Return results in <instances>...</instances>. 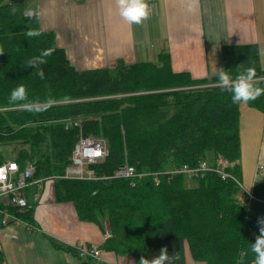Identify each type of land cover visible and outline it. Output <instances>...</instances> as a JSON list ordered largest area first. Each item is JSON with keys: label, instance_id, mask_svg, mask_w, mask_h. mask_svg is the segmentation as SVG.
<instances>
[{"label": "trees", "instance_id": "obj_1", "mask_svg": "<svg viewBox=\"0 0 264 264\" xmlns=\"http://www.w3.org/2000/svg\"><path fill=\"white\" fill-rule=\"evenodd\" d=\"M223 54L224 69L235 73L251 66L254 85L264 88L257 46L225 45ZM36 57L43 63L30 65ZM17 87L23 98L12 100ZM248 104L264 112V94ZM239 106L216 76L176 72L165 52L156 61L120 60L113 67L78 70L55 33L41 30L39 17L25 12L23 0H0V164L16 161L23 168L31 162L32 180L52 179L57 200L73 202L80 220L109 234L106 251L138 261L166 248L179 256L173 264H186L188 244L196 261L254 264L249 245L264 219L252 212L256 200L248 209L241 186L215 172L194 179L193 186L183 174H165L222 156L242 181ZM82 137L102 139L108 154L88 166L96 178L63 177ZM126 163L151 174L112 176ZM152 172L159 173L157 182ZM22 219L34 228L32 208Z\"/></svg>", "mask_w": 264, "mask_h": 264}, {"label": "crops", "instance_id": "obj_2", "mask_svg": "<svg viewBox=\"0 0 264 264\" xmlns=\"http://www.w3.org/2000/svg\"><path fill=\"white\" fill-rule=\"evenodd\" d=\"M23 3L27 14L39 17L41 30L55 33L57 45L78 70L113 67L120 60L156 61L165 52L174 71L215 77L217 68H225V45L257 46L264 69V0H146L149 13L139 24L119 16L116 0ZM239 109L241 178L260 202L253 205V214L264 218V112L248 103ZM46 184L48 189L37 184L27 189L34 228L3 225L0 213L4 264H82L69 249L78 242L101 247V264H138L132 256L104 250L107 233L80 220L74 203L57 200L53 182ZM185 259L186 264H206L193 258L188 244Z\"/></svg>", "mask_w": 264, "mask_h": 264}, {"label": "built area", "instance_id": "obj_3", "mask_svg": "<svg viewBox=\"0 0 264 264\" xmlns=\"http://www.w3.org/2000/svg\"><path fill=\"white\" fill-rule=\"evenodd\" d=\"M107 154L108 149L102 139L96 137H82L73 151L71 164L67 166L63 177L79 179L96 178L94 171L88 166L105 160ZM232 164V161L224 157H219L214 161L203 159L195 166L184 164L180 168L165 172V174H168L170 178L176 174H183L188 178L197 179L204 176V174L209 171H215L220 174L223 179L230 177L236 180L241 186V191L244 193L241 195V201L249 209L251 201L257 200V198L252 191L248 190L243 185L238 177L236 179L228 172ZM34 173L35 167L31 162H27L23 168L16 161H6L0 165V213L3 216V225L26 223V221L22 219V214H25L32 207L27 198V189L32 184H37L40 189H44L46 181H53L52 179L32 180ZM152 173L157 182L159 173ZM148 174L151 173H138L134 166L124 164L120 166L112 176L140 178ZM132 185H134V182H132ZM108 235L107 233L106 237ZM74 248L77 250L80 259L83 260L82 264H92L89 262V259L102 260V250L96 245L78 242L74 245Z\"/></svg>", "mask_w": 264, "mask_h": 264}, {"label": "clouds", "instance_id": "obj_4", "mask_svg": "<svg viewBox=\"0 0 264 264\" xmlns=\"http://www.w3.org/2000/svg\"><path fill=\"white\" fill-rule=\"evenodd\" d=\"M119 16L129 24H139L145 19L149 13L146 0H116ZM29 36H39V32H28ZM49 55L48 52H43L41 56ZM36 63H43L40 57L33 58L29 64L35 66ZM43 78V73H37ZM216 80L222 91L230 93V99L233 104L248 103L255 101L258 97L264 94V88L255 86L253 81L255 78V70L249 66L242 68L233 73L228 69L217 68L215 73ZM24 90L22 87L13 89L10 93L12 100L22 99ZM259 235L255 241L249 245V251L253 255L254 264H264V219L258 220ZM173 258L179 259L176 253L169 255L166 248H161L159 253L151 259L141 256L138 264H173Z\"/></svg>", "mask_w": 264, "mask_h": 264}, {"label": "rangeland", "instance_id": "obj_5", "mask_svg": "<svg viewBox=\"0 0 264 264\" xmlns=\"http://www.w3.org/2000/svg\"><path fill=\"white\" fill-rule=\"evenodd\" d=\"M186 184H187L188 186L196 185V184H197V180H194V179H191V178H188V177H187V178H186ZM49 186H50V184H46L44 189H48ZM53 186H54V185H53ZM259 200H260V199H259ZM256 203H260V202H258L257 200H256V201H253L252 206L255 205Z\"/></svg>", "mask_w": 264, "mask_h": 264}, {"label": "bare ground", "instance_id": "obj_6", "mask_svg": "<svg viewBox=\"0 0 264 264\" xmlns=\"http://www.w3.org/2000/svg\"><path fill=\"white\" fill-rule=\"evenodd\" d=\"M219 157H222V156H219ZM225 158V157H224ZM203 160V159H202ZM126 164H128V163H126ZM0 165H2V164H0ZM209 172H215V171H209ZM232 176H234L236 179H237V177L229 170L228 171ZM208 173V172H207ZM216 174H218L217 172H215ZM206 174V173H205ZM218 176L221 178V179H223L221 176H220V174H218ZM199 178H201V177H199ZM228 179H231V180H233V181H235L236 182V180H234V179H232V178H230V177H228L227 179H224V180H228Z\"/></svg>", "mask_w": 264, "mask_h": 264}]
</instances>
